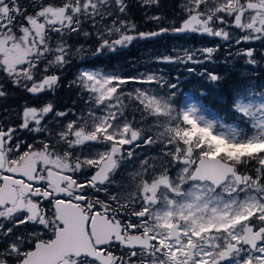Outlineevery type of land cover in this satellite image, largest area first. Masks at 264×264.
<instances>
[{
  "label": "snow or ice",
  "instance_id": "snow-or-ice-1",
  "mask_svg": "<svg viewBox=\"0 0 264 264\" xmlns=\"http://www.w3.org/2000/svg\"><path fill=\"white\" fill-rule=\"evenodd\" d=\"M138 3L158 30L139 31L128 0H0V98L9 94L5 82L47 96L65 83L73 60L85 62L67 82L84 99L79 114L69 118L71 110L48 101L0 119V264H264V151L233 159L185 135L195 124L230 145L264 143V102L252 98L264 91H254L253 76L233 97L236 123H226L202 103L181 106L178 77L87 66L89 56L135 40L192 33L223 43L155 62L202 65L215 83L222 76L206 65L223 47L226 61L255 72L264 47L243 45L264 43V0H181L167 27L148 14L160 0ZM78 37L84 42H70ZM22 132L38 134V143ZM94 144L104 150L85 155ZM141 148L156 155L139 157ZM134 157L139 167L128 185L109 193Z\"/></svg>",
  "mask_w": 264,
  "mask_h": 264
},
{
  "label": "trees",
  "instance_id": "trees-1",
  "mask_svg": "<svg viewBox=\"0 0 264 264\" xmlns=\"http://www.w3.org/2000/svg\"><path fill=\"white\" fill-rule=\"evenodd\" d=\"M129 16L131 21L137 25L139 31H156L157 22L146 19L145 9L141 8L138 0H128ZM161 7L154 8L148 14H156L162 17L159 22L161 26L167 27L170 22L178 19L180 12L179 7L181 0H160ZM80 42H84V38L80 37ZM142 43V44H141ZM223 43L218 39L211 37H202L192 33H184L174 36L171 33H166L151 39H139L132 42L126 48L118 49L115 52H108L102 55H97L96 60L106 63L108 68H113L116 62L119 64V69H124L127 74H135L137 66L140 64L137 58H140V48L143 51V73L149 71L162 72L166 79L176 82L178 77L177 102L184 106L186 98L192 96L198 99L206 108L207 112L222 118L226 123H236L237 116L232 108V100L235 93L249 86L250 81L247 76H253L251 84L255 86L254 91H264V65L256 66L253 72L251 65L247 68L242 66L241 61H226L225 49L220 48L216 54L217 59L214 63H209L206 66L210 70H214L221 74L222 79L218 82H210L201 75L204 66L202 65H180V64H160L155 62V58L163 55H173L179 47L181 49L200 48L202 46H214L215 44ZM95 42H91V47H95ZM264 47V43L255 42L251 45H243V47ZM195 69L189 72L188 68ZM263 98L254 96L252 98ZM189 135L204 137L207 133L204 129L193 124L188 130ZM220 141V140H219ZM218 141V144H219ZM219 153H227L233 159H239L245 155H251L264 151V146L261 143L249 145H230L224 141H220ZM219 145V146H220Z\"/></svg>",
  "mask_w": 264,
  "mask_h": 264
},
{
  "label": "flooded vegetation",
  "instance_id": "flooded-vegetation-1",
  "mask_svg": "<svg viewBox=\"0 0 264 264\" xmlns=\"http://www.w3.org/2000/svg\"><path fill=\"white\" fill-rule=\"evenodd\" d=\"M77 40L80 41V37L74 38L70 42L73 44H76ZM140 50L142 49L140 48ZM106 53L108 52H104L99 55L104 56V54ZM96 58H97V55L89 56L87 60L90 61V63H88L87 66L95 67V68L99 66L100 69H103L106 71H115L117 66L119 65L118 62H116L113 68H108L106 63H102L100 60H96ZM103 58H106V56H104ZM84 63L85 62L83 61L80 62L78 59L73 60L72 64L62 74L65 83L60 88L55 90L54 92H50L47 96H41L38 98L30 97L28 96V94L24 93L22 89H17L14 85H11L5 82V87H7L9 94L6 97L0 98V119L14 120L16 113L22 109V106L25 103H28L31 105H37L38 103L48 102V101H51L55 105L57 110H60V111L71 110L69 113V118H71V112H75L76 114H79L81 111L85 109L84 99L80 95L78 90H76L75 88H69L67 86V82L71 81L74 78V76L78 72L79 67H81L82 64ZM55 123H56L55 120H50L49 126L51 127ZM21 135L26 140H28L29 137L32 135H37L36 140H29L30 143H34V144L38 143L39 138H40L38 134L22 132ZM103 150H104L103 145H95V144L86 145L84 149V154L87 155L90 152L94 153V152L103 151ZM155 153L156 152H154L153 154ZM145 155H149V154L143 152L139 157H143ZM133 160L138 161V159L136 158H134ZM133 166L134 165H129V160H126L121 164L120 168L116 171V173L113 176V183L108 185L109 193L118 192L121 190L122 187L128 185L130 173L136 170L133 168ZM95 195H97L102 200L105 199L106 197V194L104 192H100Z\"/></svg>",
  "mask_w": 264,
  "mask_h": 264
},
{
  "label": "rangeland",
  "instance_id": "rangeland-1",
  "mask_svg": "<svg viewBox=\"0 0 264 264\" xmlns=\"http://www.w3.org/2000/svg\"><path fill=\"white\" fill-rule=\"evenodd\" d=\"M178 50H182L181 49V47H179V49H177V51ZM137 60V62H138V60H139V62H140V64H143V60H144V56H143V51H141L140 52V58L138 59H136ZM97 68H100L99 66L97 67ZM144 70H142L141 72H143ZM122 72H124V71H122ZM142 74V73H141ZM188 98V97H187ZM256 102H264V99L263 98H260V97H258V98H253ZM195 101V102H198V103H201L198 99H196V100H194L193 98H188L185 102H186V104L189 102V101ZM207 114L208 115H210V116H213V117H216V118H218L216 115H213V114H210V113H208L207 112ZM139 118V117H138ZM185 135L186 136H188L189 137V139H191L193 136H191V135H189V132L188 131H186L185 132ZM204 136L206 137V139H208L209 141H210V143H212V144H215L216 146H217V148H216V152L217 153H219V150H220V147H222L221 145H220V141H219V139H217L216 137H211L210 136V134L209 133H205L204 134ZM218 141H219V144H218ZM263 146H264V143H261ZM220 145V146H219ZM154 150V149H153ZM152 149H139V150H137V154H138V156H140L143 152H145V153H148L149 155L148 156H155L156 155V153L155 154H153L155 151H153ZM153 154V155H152ZM135 158V157H134ZM129 165H134L133 166V168L134 169H137L138 167H139V160L138 161H135V160H129ZM129 167V166H128Z\"/></svg>",
  "mask_w": 264,
  "mask_h": 264
},
{
  "label": "water",
  "instance_id": "water-1",
  "mask_svg": "<svg viewBox=\"0 0 264 264\" xmlns=\"http://www.w3.org/2000/svg\"><path fill=\"white\" fill-rule=\"evenodd\" d=\"M173 35H180V34H173Z\"/></svg>",
  "mask_w": 264,
  "mask_h": 264
}]
</instances>
